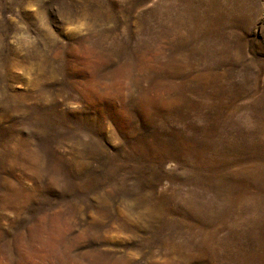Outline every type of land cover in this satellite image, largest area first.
Segmentation results:
<instances>
[{
    "label": "rangeland",
    "instance_id": "rangeland-1",
    "mask_svg": "<svg viewBox=\"0 0 264 264\" xmlns=\"http://www.w3.org/2000/svg\"><path fill=\"white\" fill-rule=\"evenodd\" d=\"M0 264H264V0H0Z\"/></svg>",
    "mask_w": 264,
    "mask_h": 264
}]
</instances>
